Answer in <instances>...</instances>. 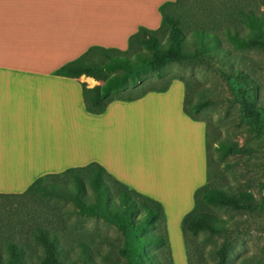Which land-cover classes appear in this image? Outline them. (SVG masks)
Listing matches in <instances>:
<instances>
[{"label": "crops", "instance_id": "0c3cea01", "mask_svg": "<svg viewBox=\"0 0 264 264\" xmlns=\"http://www.w3.org/2000/svg\"><path fill=\"white\" fill-rule=\"evenodd\" d=\"M173 1L0 0V195L96 162L166 213L192 208L206 182V126L182 110L180 80L94 114L81 83L98 82L54 73L90 47L126 50L128 37L156 29L160 5Z\"/></svg>", "mask_w": 264, "mask_h": 264}, {"label": "trees", "instance_id": "16d2710c", "mask_svg": "<svg viewBox=\"0 0 264 264\" xmlns=\"http://www.w3.org/2000/svg\"><path fill=\"white\" fill-rule=\"evenodd\" d=\"M253 0H175L160 5V25L149 30L139 27L128 37L124 51L90 47L79 57L58 67L54 73L77 78L80 75L92 77L98 82L91 87L81 83L84 109L89 113H101L113 100H133L148 91H163L169 83L158 88H148L129 96L121 92L134 86L140 80V73L147 69L158 70L168 62L209 61L220 51L221 37L235 48L256 49L264 56V17L257 15L249 4ZM264 6V0H259ZM191 36L189 49L185 38ZM161 39H164V43ZM143 50L148 52V55ZM95 53L101 59H93ZM236 76L245 83L246 75L236 71ZM184 85L182 110L194 120H201L194 114L208 101L187 103L188 81L177 78ZM242 116L249 120L255 130H259L261 109L254 107L250 93H239ZM206 148V144H205ZM222 155L239 149L218 142ZM59 179L61 184L53 182ZM86 185L91 189V197L86 194ZM26 194L43 201L55 196L69 200L75 207L77 216H92L111 224L120 234L119 245L110 242L106 235H100L98 242L107 243L109 250L97 251V241L86 238L80 231L76 236L59 221L49 226L35 224L28 230L34 240L43 248L38 264H69V248H78L75 264H96L94 255L106 264H172L168 244L165 217L162 205L112 177L101 165L89 162L82 166L70 167L59 173H48L35 178L26 188ZM213 205L225 206L234 210H250L252 196L239 190L225 193L211 184L208 176L206 155V182L193 192V206L180 221L186 264H204L191 252L190 237L200 230L210 235H220L222 241L216 249V262L226 264L229 237L226 227L210 210ZM49 210H46V216ZM46 220V219H45ZM56 230L67 233L68 240H62ZM8 256L0 264H22V246L4 240ZM115 252L117 259L110 260ZM121 257L122 262H119Z\"/></svg>", "mask_w": 264, "mask_h": 264}, {"label": "rangeland", "instance_id": "374dc122", "mask_svg": "<svg viewBox=\"0 0 264 264\" xmlns=\"http://www.w3.org/2000/svg\"><path fill=\"white\" fill-rule=\"evenodd\" d=\"M249 7L264 17V6L259 0L251 1ZM161 40L164 43L165 40ZM185 41L191 49V36L187 35ZM219 46L220 51L209 61L168 62L158 70L147 69L140 73V80L134 86L126 87L121 93L133 96L182 77L188 81L187 103L208 101L194 115L201 118L206 126L205 144L211 184L228 194L243 190L252 196L250 210H234L219 205L210 207L228 231L226 264H264V56L256 49L235 48L222 37ZM143 51L148 55L146 50ZM101 58L100 53L93 55L95 60ZM237 70L242 71L249 81H241L236 76ZM241 92H249L254 107L261 109L259 130H255L253 124L242 116ZM218 142L239 150L222 155L217 148ZM53 182L61 184L57 178ZM86 194L90 197L92 194L88 185ZM74 209L69 200L55 196L38 201L27 194L0 195L2 258L8 256L2 244L8 240L22 246V264H38L43 248L26 230L35 224L49 226L56 221L62 222L75 236L83 231L86 238L98 242L100 235H106L114 245L120 244L121 236L111 224L92 216H77ZM46 210H49L47 216ZM186 212L181 214V209L164 212L172 264H186L180 230V221ZM56 233L62 240H68L66 232L56 230ZM190 241L191 252L196 258L204 264L216 262L215 251L222 241L220 235L200 230L190 237ZM97 248L101 253L109 250L107 243L103 242H98ZM77 251L76 246L69 248V264H75L72 259H75ZM110 255L111 261L117 259L115 252ZM94 259L96 264H106L98 254Z\"/></svg>", "mask_w": 264, "mask_h": 264}]
</instances>
